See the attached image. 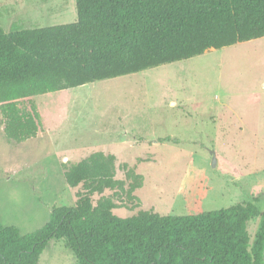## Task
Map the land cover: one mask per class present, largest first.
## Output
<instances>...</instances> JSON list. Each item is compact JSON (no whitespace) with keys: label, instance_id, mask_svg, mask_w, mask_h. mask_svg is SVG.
<instances>
[{"label":"rangeland","instance_id":"rangeland-1","mask_svg":"<svg viewBox=\"0 0 264 264\" xmlns=\"http://www.w3.org/2000/svg\"><path fill=\"white\" fill-rule=\"evenodd\" d=\"M77 19L76 0H0L6 32ZM18 105L36 107L40 126L32 139L8 140L0 112V218L23 233L42 227L54 206L76 204L85 189L65 173L97 151L116 155L126 188L127 169L143 176L136 198L92 195L95 205L112 198L118 217L196 215L255 198L264 210V37ZM261 223L249 224L252 244ZM39 264L78 261L64 240H51Z\"/></svg>","mask_w":264,"mask_h":264},{"label":"trees","instance_id":"trees-1","mask_svg":"<svg viewBox=\"0 0 264 264\" xmlns=\"http://www.w3.org/2000/svg\"><path fill=\"white\" fill-rule=\"evenodd\" d=\"M75 22L37 28L0 23V112L8 140L37 136L40 114L18 100L187 60L264 37V0H76ZM169 140V138L164 139ZM116 155L74 163L67 184L82 185L75 205L54 206L23 233L0 218V264H39L51 240H64L78 264H264V210L253 201L196 215L140 210L121 218L107 189L134 192L143 176L116 178ZM261 218L254 244L249 224Z\"/></svg>","mask_w":264,"mask_h":264},{"label":"water","instance_id":"water-1","mask_svg":"<svg viewBox=\"0 0 264 264\" xmlns=\"http://www.w3.org/2000/svg\"><path fill=\"white\" fill-rule=\"evenodd\" d=\"M216 160H217V158H216V155H215V153H214V155H213V161H212V165H213V166L216 165Z\"/></svg>","mask_w":264,"mask_h":264},{"label":"crops","instance_id":"crops-1","mask_svg":"<svg viewBox=\"0 0 264 264\" xmlns=\"http://www.w3.org/2000/svg\"><path fill=\"white\" fill-rule=\"evenodd\" d=\"M4 5V4H3ZM4 8H6L5 6H4Z\"/></svg>","mask_w":264,"mask_h":264}]
</instances>
